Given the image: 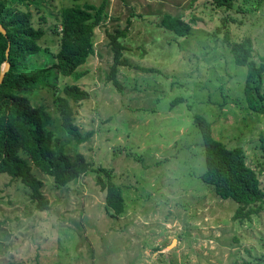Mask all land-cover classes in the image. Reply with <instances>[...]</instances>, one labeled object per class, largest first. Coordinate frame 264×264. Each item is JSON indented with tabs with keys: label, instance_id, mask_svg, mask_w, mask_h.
<instances>
[{
	"label": "rangeland",
	"instance_id": "obj_1",
	"mask_svg": "<svg viewBox=\"0 0 264 264\" xmlns=\"http://www.w3.org/2000/svg\"><path fill=\"white\" fill-rule=\"evenodd\" d=\"M102 2L30 3L32 24L44 32L40 50L31 56V72L55 62L63 7ZM164 14L190 22L191 34L176 40L159 25ZM125 26L127 58L158 71L122 66L118 90L105 77L112 62L106 32ZM245 36L259 64L264 0H233L231 7L213 0H106L94 29V52L78 68L86 74L57 80L60 89L75 83L89 92L87 99L70 103L81 132L94 130L90 139L76 144L61 129L55 103L61 90L39 88L30 101L49 114L48 127L66 152L82 153L94 168L112 170L123 189L124 211L108 214L94 171L57 187L32 165L50 202L46 211L35 210L20 181L0 174V264H264V210L233 219L237 203L199 178L205 161L193 122L194 114L203 115L214 138L242 147L264 189V114L245 106L246 67L236 65L229 50L230 42ZM54 71L50 68L49 78L56 81Z\"/></svg>",
	"mask_w": 264,
	"mask_h": 264
},
{
	"label": "trees",
	"instance_id": "obj_2",
	"mask_svg": "<svg viewBox=\"0 0 264 264\" xmlns=\"http://www.w3.org/2000/svg\"><path fill=\"white\" fill-rule=\"evenodd\" d=\"M39 1L0 0V24L6 30L5 34L0 32V68L5 60L9 62V68L0 83V174H6L12 181H20L28 189L35 210L46 211L50 202L42 191L43 180L32 171V165L51 176L57 187L66 186L81 175L94 171L97 184L105 191L104 201L108 214L118 217L123 213L125 203L123 189L113 180L112 170L101 165L94 168L82 153L70 155L66 152L65 145L60 144L54 130L48 127L49 114L42 105L34 106L30 101L31 94L39 88L47 86L56 91L61 90L63 95L55 98L61 117V129L76 144L90 139L94 130L81 132L74 123V110L70 103L87 99L89 92L75 83L65 84L60 89L57 80L60 76L79 79L86 74V71H78V68L94 52V29L103 17L106 0L99 7L88 3L63 7L60 11L61 22L57 26L60 42L55 62L31 72V56L40 50L38 41L44 32L33 26L32 13L28 7L30 3L38 6ZM213 1L223 7H231L233 4V0ZM191 21H195V18L192 17ZM159 25L170 31L176 40L192 32L190 22L170 14H164ZM128 30L129 27L125 26L106 32L112 62L105 77L118 90L122 86L117 72L122 66L134 67L147 73L158 71L152 66L132 64L127 58L124 39ZM229 50L234 63L246 67L242 89L245 106L254 113L264 114V55L257 64L253 58L250 36L230 42ZM146 53L144 50L140 56L144 57ZM50 68L55 69L56 81L49 78ZM180 100V97L175 98L171 106ZM193 122L201 136L205 161V170L199 178L212 185L219 197L231 198L237 203L233 219H248L261 213L264 210V189L260 185L257 170L247 163L243 148L227 147L214 138L212 124L203 115L194 114Z\"/></svg>",
	"mask_w": 264,
	"mask_h": 264
},
{
	"label": "water",
	"instance_id": "obj_3",
	"mask_svg": "<svg viewBox=\"0 0 264 264\" xmlns=\"http://www.w3.org/2000/svg\"><path fill=\"white\" fill-rule=\"evenodd\" d=\"M0 32L5 34L6 33V30L5 28L0 24ZM8 50H9V44L6 48V51H5V55L6 57L8 56ZM9 68V62L7 60H5L2 64H1V68H0V83L2 82L3 80V77H4V74L5 72L8 70Z\"/></svg>",
	"mask_w": 264,
	"mask_h": 264
}]
</instances>
